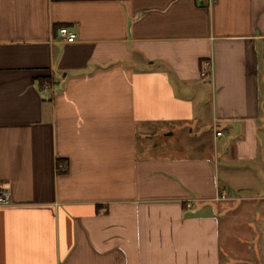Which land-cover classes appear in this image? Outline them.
<instances>
[{
    "label": "crops",
    "instance_id": "0c3cea01",
    "mask_svg": "<svg viewBox=\"0 0 264 264\" xmlns=\"http://www.w3.org/2000/svg\"><path fill=\"white\" fill-rule=\"evenodd\" d=\"M262 173L264 0H0V264H246Z\"/></svg>",
    "mask_w": 264,
    "mask_h": 264
},
{
    "label": "rangeland",
    "instance_id": "374dc122",
    "mask_svg": "<svg viewBox=\"0 0 264 264\" xmlns=\"http://www.w3.org/2000/svg\"><path fill=\"white\" fill-rule=\"evenodd\" d=\"M238 193H232L228 197V207L234 204L240 205L235 209L236 213L232 220L235 226L231 228L230 235L222 234L223 248H229V253L237 261H245L246 264H264V199H255L240 202ZM258 196H264V174H261ZM227 236L228 238L226 239ZM227 240V242H226ZM234 254V255H233Z\"/></svg>",
    "mask_w": 264,
    "mask_h": 264
},
{
    "label": "built area",
    "instance_id": "2783aa9c",
    "mask_svg": "<svg viewBox=\"0 0 264 264\" xmlns=\"http://www.w3.org/2000/svg\"><path fill=\"white\" fill-rule=\"evenodd\" d=\"M203 3H213L216 0H200ZM58 36L63 43H73L77 40V35L67 28H61ZM213 71L212 63L205 61L202 66L201 78H205ZM217 136H222V132H217ZM11 204V193L7 189H0V207L9 206ZM190 206V205H189Z\"/></svg>",
    "mask_w": 264,
    "mask_h": 264
}]
</instances>
